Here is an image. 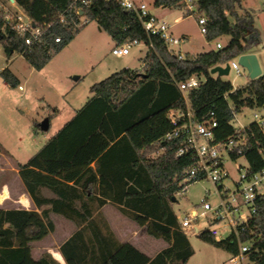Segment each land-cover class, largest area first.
I'll return each instance as SVG.
<instances>
[{"label":"trees","instance_id":"1","mask_svg":"<svg viewBox=\"0 0 264 264\" xmlns=\"http://www.w3.org/2000/svg\"><path fill=\"white\" fill-rule=\"evenodd\" d=\"M87 1L15 0L35 25L49 24L41 40L30 45L5 26V12L0 8L4 53L7 57L13 52L22 55L35 69L43 68L91 21L115 44L137 39L147 48L140 68H121L93 83L89 88L93 95L84 105L26 163H18L29 197L42 210L0 208V264H59L49 253L38 259L31 254L30 242L41 240L54 229L51 211L77 219L90 232L86 239L79 229L60 245L66 264H84L86 258L94 264H185L193 249L171 204L176 181L192 159L177 156V140L163 139L171 128L166 114L171 108L185 107L176 83L192 75H203L205 80L187 92L190 107L197 120L215 118L217 139L234 133L232 119L242 107L264 108V72L237 87L210 73L213 66L253 52L260 43L254 11L241 8L242 0H196L198 14L207 18L205 39L229 38L219 49L178 58L167 50L162 38L148 34L137 15L116 0ZM153 5L178 9L181 3L154 0ZM77 11L86 23L78 25ZM0 76L8 86L19 84L8 67ZM243 131L247 135L245 158L252 171L259 170L264 166V133L254 122ZM5 195L6 191L0 194V201ZM93 199L99 204L106 200L118 204L137 224L145 226L148 234L163 238L168 246L149 258L128 242L109 240L92 218ZM47 205L49 208H43ZM197 236L227 252L238 250L233 233L220 240L208 231ZM239 236L241 241L252 242L250 256L255 264H264V199H258L256 213L239 230ZM89 243L95 245L97 254L91 255Z\"/></svg>","mask_w":264,"mask_h":264},{"label":"rangeland","instance_id":"2","mask_svg":"<svg viewBox=\"0 0 264 264\" xmlns=\"http://www.w3.org/2000/svg\"><path fill=\"white\" fill-rule=\"evenodd\" d=\"M153 10L152 1L144 0ZM5 4L6 0H0ZM249 2V7L247 5ZM241 8H248L254 11L259 10L254 17V27L258 32L260 43L255 45L253 51L256 52L262 72H264V21L260 14H264V0H242ZM163 10V9H162ZM9 12V10H4ZM156 11V9H154ZM165 19L171 23V30L174 34L185 33L188 38L181 44L182 50H188L192 53L202 52L206 49H214L217 42L224 45L228 36L224 35L212 41H207L204 34L200 33L194 15L186 16L177 22L173 21L176 15H179L176 9H164ZM157 13V12H156ZM181 13V12H180ZM83 30L73 42L66 48L61 49L54 54L49 64L41 69L31 68L25 58L17 53L13 54L11 62L6 63V54L0 45V67L4 64L12 69L20 79L23 89H18V85L11 87L6 85L0 76V188L5 184L10 190V197L17 194L19 186L16 180V169L18 162L26 163L27 160L44 145L47 140L66 122L71 111L67 102L72 95H79L71 102L72 106L80 107V102L86 99L90 94V86L107 76L108 71L104 69L103 60L129 63L133 68L141 67V60L137 55H143L146 48L142 47V54L136 51V47L131 49L128 56L115 57L110 54L109 35L98 29L94 21L87 23ZM89 33V40L86 35ZM136 52V53H135ZM184 55H192L184 53ZM237 58V57H235ZM102 69V73H98ZM241 74L237 75L234 70H230L227 75L222 76L228 80L234 87L244 85L249 75L245 68L240 69ZM98 73V74H97ZM82 75L77 82L72 77ZM216 75V74H214ZM73 86V87H71ZM68 92V93H67ZM55 115L49 122V127L42 130L39 123L52 114ZM255 108L242 107L236 114L238 122L234 126L246 125L252 119V112ZM260 110V109H257ZM238 163H245L243 158L236 160ZM227 168L233 179L238 177L234 169L233 161L227 159ZM222 184L229 189H233L231 179H225ZM175 201H172L174 213L179 219L188 214L192 209L198 213L202 211L201 199H205L212 205L217 203V195L214 192L212 184L206 179H200L188 185L184 193L174 194ZM15 204L8 202L0 208H14ZM19 207V206H18ZM210 212L207 217L199 218L198 223L202 227L208 223ZM58 221L59 218H55ZM63 223L58 222L54 229V234L58 235L63 227ZM222 230L221 238H225L230 228L223 222L219 223ZM77 226V225H76ZM74 230V228H73ZM187 237L194 251V256L190 259V264H228V252L222 248L206 242L197 236L195 231L186 230ZM59 237V236H58ZM51 235L46 236L40 242H35L31 249L34 250L38 257L45 254L47 242L50 241Z\"/></svg>","mask_w":264,"mask_h":264},{"label":"built area","instance_id":"3","mask_svg":"<svg viewBox=\"0 0 264 264\" xmlns=\"http://www.w3.org/2000/svg\"><path fill=\"white\" fill-rule=\"evenodd\" d=\"M81 1L83 3L88 2L87 0ZM116 1L124 9L137 15L148 34L158 35L162 38L171 54L176 55L178 58L185 57L181 50L184 37L174 34L171 30V23L164 17L152 13L147 2L144 0ZM12 3H14L15 9L5 12V26H9L18 35L23 36L27 45L40 41L49 24L35 25L21 6L14 1ZM180 3L178 10L182 16L194 15L200 33L204 34L207 18L205 15L198 14L196 0H180ZM77 13L80 14L78 25L86 23L87 19L81 15V12L77 11ZM60 21H64V18L61 17ZM54 40L58 42L60 37H55ZM139 44L144 43L137 39L125 40L121 44H115L111 48V54L117 57L127 55L132 46ZM221 47V43L217 42L215 44V49ZM237 58H233L227 63L229 64V71L234 70L237 75H240L242 66L238 63ZM220 65L224 66L225 63ZM204 80L203 75H192L185 81L176 83L184 98L185 107L171 108L167 111L166 117L171 128L164 134L163 139L177 140V156L189 155L192 159V163L187 167L184 175L176 181L175 194L184 193L192 182L206 179L212 184L218 200L215 205H212L205 199H201L202 211L198 213L195 209H192L178 220L179 225L183 231L187 229L196 233L208 231L216 240H220L222 239L220 237L222 230L219 223L223 222L225 226L230 228V232L226 237L233 233L238 245L237 252H228V264H255V260L250 256L253 252L252 242L241 241L239 230H242L256 213L258 199H264V166L256 171L251 170L244 155V149L247 147V135L243 129L254 122L264 133V108L253 107L256 110L252 112V119L249 124L234 126L235 131L233 134L224 139H217L214 130L217 126L215 118L197 120L187 99V92L192 88H197ZM18 89L22 90V86L19 85ZM234 121L238 122L236 114L232 119L233 123ZM232 155H235V157ZM239 158H243L245 163L236 162ZM227 159L233 161L234 169L238 173L236 179H233L230 175L226 165ZM225 179L232 180V190L222 184ZM208 212H210L208 223H204L201 227L198 219L207 217ZM254 250L257 251V249Z\"/></svg>","mask_w":264,"mask_h":264},{"label":"crops","instance_id":"4","mask_svg":"<svg viewBox=\"0 0 264 264\" xmlns=\"http://www.w3.org/2000/svg\"><path fill=\"white\" fill-rule=\"evenodd\" d=\"M6 1L7 2L5 4L0 2V8H2L3 11L4 10H13V9H15L14 3H12L13 1L15 2V0H6ZM153 1H152V5H153ZM249 4L250 3L247 2V5H244V6L249 7ZM153 7H154L153 10L150 7L152 13H154L155 15H157L159 17H164V18H165L166 15H164V13H161V12H164L163 11L164 9H171V8L163 7V6L156 7V6L153 5ZM154 9H156V11H154ZM176 10H178V9H176ZM178 12H179V10H178ZM258 12H259V10L256 11V14H255L254 17H256ZM184 17L185 16H182V14L179 12V15H176L173 18V21L174 22L180 21ZM260 17L264 21V14L263 13L260 14ZM98 29H99V31H97V32H100V30H102L99 26H98ZM82 31L83 30H80L78 33H76L75 36L73 37V39L64 48H66L71 42H73L75 40V38ZM88 34L89 33H87V35H86V39L87 40H89V38H88L89 35ZM179 35H182L184 37V42L188 38V36L185 33H183V32H180ZM109 38H110V36H109ZM109 44H110V54H111V48L115 45V42L110 38L109 39ZM143 46L146 48V46L144 44H139V45L132 46L131 49L133 47H136L137 48L136 51L138 52V54L139 53L142 54V52H143L142 47ZM131 49H130L129 53L127 55H124V56L130 55V53L132 52ZM146 50H147V48H146ZM146 50H145V52H146ZM181 50H182V47H181ZM208 50L209 49H206V50H204L202 52H205V51H208ZM145 52L143 53V55H137V57L141 60V58L145 55ZM182 52L183 53H189V54L200 53V52L192 53V52H190L188 50H185V49H183ZM253 53L256 54L255 51H253ZM13 54H14V52L9 57H6V63L11 62ZM113 56H115V55H113ZM115 57H117V56H115ZM121 57H123V56H121ZM49 62L47 63V65L49 64ZM103 64H104V69H106L108 71L107 73H109V74H107V76L110 75L111 73L121 69V68H131V69L137 68V67L133 68L129 63L124 62V61H121V63H120V62H112V61L103 60ZM6 65L7 64L2 65L0 67V71L3 68L7 67ZM141 65H142V63H141ZM30 67L33 68L32 66H30ZM10 71L17 77V79L19 81L18 82L19 83L18 86L19 85L22 86L20 84V79L18 78V76L15 73V71H13L12 69H10ZM98 73H102V69ZM107 76H105V77H107ZM77 77H78L77 79H74L72 77V80L77 82L78 80H80L82 78V75L78 74ZM222 79H224V78H222ZM71 87H73V86H71ZM22 89H23V86H22ZM78 95H79L78 93L73 94L72 98L70 99V101L74 100ZM92 95L93 94L90 92V94L87 95L86 99H84V100H82L80 102L81 103L80 107L82 105H84V103ZM70 101L67 102L69 107H70V109H71V111H69L70 114H69L68 120L75 114V111L80 108V107L76 108V107L72 106ZM55 113H56V110L52 114H49V116L47 117L49 119V122H50L51 118L55 115ZM249 123L250 122H248L247 124H249ZM18 163H20V162H18ZM92 166H94V164H92ZM16 180H17L19 186L17 187L18 188L17 189V194L15 196H13V198L10 197V190L5 184L0 188V194H2L4 191H6V195L0 201V206H4L8 202H11V203L15 204V207L14 208H4V209H29V210L35 209L36 211H38L40 213L42 208L38 209L33 204L31 198L29 197V195H28V193H27V191H26V189H25V187L23 185V182L21 181V178H20L19 173H18V168L16 169ZM45 193L47 194V196L51 195V193H49V192H45ZM21 196H25L24 197L25 202L21 203L19 201ZM90 206H91V209H92V218H93L94 222L98 226L101 234H103L104 236L108 237L109 240H111L113 242H117V243L128 242V243L132 244L135 248H137L140 252H142L145 255H147L149 258H153L159 251H161L162 249H164L165 247L168 246V243L163 238L155 237L153 235L148 234L147 231H146L145 226L137 224L136 221H134L132 218H130L127 214H125L120 209V206L118 204L110 202L109 200H106V202H104L103 204H99L97 199H93V200L90 201ZM171 206H172V204H171ZM43 208H49V206L47 205V206H45ZM172 209H173V207H172ZM56 217L59 218L58 221H56V219H55ZM49 218L51 219V221L54 224V229L57 227L55 225H57L58 222H61L64 225H63V227H62V229H61V231H60V233L58 235L54 234V229L46 235L47 237L51 235V238H50V241L47 242V249H44V250H45L46 253H49L59 264H66L62 254L60 252V245L62 243H64L75 231H77L79 229H83L84 223H80L79 224L77 219L68 218V217H65L64 215H62L60 213H55V212H52V211L49 212ZM177 218H178V216H177ZM178 220H179V218H178ZM73 228H74V230H73ZM83 232H84L85 238L88 239L89 236H90L89 230L84 228ZM184 232H185V234L187 236L186 231H184ZM46 236L44 238H46ZM44 238H42L41 240H43ZM41 240H38V242H40ZM188 241H189V239H188ZM35 242H37V241L30 242V245L32 246ZM189 243H190V241H189ZM190 245H191V243H190ZM89 249H90L91 255L97 254L96 253V247H95V245L93 243H89ZM31 254H32L33 258H35V259H38L40 257V256L38 257L37 255H35V252H34L33 249H31ZM193 256H194V251H193L192 255L187 259L185 264H190L189 263L190 259ZM84 264H94V260L93 259L89 260L88 258H86Z\"/></svg>","mask_w":264,"mask_h":264},{"label":"water","instance_id":"5","mask_svg":"<svg viewBox=\"0 0 264 264\" xmlns=\"http://www.w3.org/2000/svg\"><path fill=\"white\" fill-rule=\"evenodd\" d=\"M237 60H238V63L243 68L246 69L250 79L256 78L262 74V69L260 67L259 61H258L255 53L250 52V53L240 54V55H238ZM210 73L216 74L218 76L227 75L229 73V64L225 63L224 66H222L220 64L215 65L210 69ZM73 78L77 79L78 77L74 76ZM39 127L42 130L47 129L49 127V119L45 118L43 121H41L39 123ZM174 200H175V197H172V201H174Z\"/></svg>","mask_w":264,"mask_h":264}]
</instances>
